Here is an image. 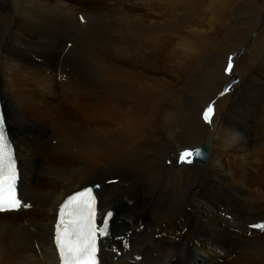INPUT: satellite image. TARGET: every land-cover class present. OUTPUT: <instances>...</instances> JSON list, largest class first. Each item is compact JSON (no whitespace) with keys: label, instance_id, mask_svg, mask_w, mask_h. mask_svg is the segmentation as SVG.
<instances>
[{"label":"bare ground","instance_id":"bare-ground-1","mask_svg":"<svg viewBox=\"0 0 264 264\" xmlns=\"http://www.w3.org/2000/svg\"><path fill=\"white\" fill-rule=\"evenodd\" d=\"M192 1L110 0L86 11L63 1L0 0V99L18 188L31 205L0 214V264H58L59 206L85 187L101 216L112 213L100 264H264V233L245 227L264 220V28L239 85L203 124L199 103L209 105L223 82L225 58L213 67L222 41L208 42L215 35L195 17L213 30L222 25L215 17L226 24L258 15L251 0L226 15L218 14L244 0H210L207 8ZM229 29L225 46L236 52L241 29ZM35 53L44 55L38 63ZM255 88L259 99L249 97ZM29 132L44 136L21 137ZM206 137L211 153L230 149L237 160L226 165L207 154L188 177L179 154Z\"/></svg>","mask_w":264,"mask_h":264},{"label":"snow or ice","instance_id":"snow-or-ice-1","mask_svg":"<svg viewBox=\"0 0 264 264\" xmlns=\"http://www.w3.org/2000/svg\"><path fill=\"white\" fill-rule=\"evenodd\" d=\"M232 69L233 60L229 57L225 75H230ZM230 87L228 85L221 95L226 94ZM213 116L214 107L210 103L204 110L202 119L205 123H211ZM202 156V149H186L179 154L177 163L190 165ZM17 180L14 148L6 133L5 118L0 115V213L16 212L31 206L18 195ZM95 187L98 188L99 185ZM96 200L94 189L89 187L68 196L59 206L53 242L61 264H98V240L109 234L112 213L104 215L98 224ZM250 227L264 231V225Z\"/></svg>","mask_w":264,"mask_h":264},{"label":"rangeland","instance_id":"rangeland-1","mask_svg":"<svg viewBox=\"0 0 264 264\" xmlns=\"http://www.w3.org/2000/svg\"><path fill=\"white\" fill-rule=\"evenodd\" d=\"M52 1H63L64 3H66V4H68V5H70L72 8H75V9H79V8H84V10L86 9V11H91V8H97V7H99V6H105V5H107V4H109L110 3V0H52ZM194 1V0H193ZM192 1V2H193ZM210 0H204V2H203V4H206V8H207V6H208V2H209ZM214 2H215V0H213ZM224 1H227V0H224ZM244 3H245V0L244 1H242V3H241V1H237V2H233V3H231V4H229V5H227V6H225L224 7V10L222 11V13H220V14H218V15H226V14H228V13H230L231 11H232V9H233V7H235V6H237L238 4V6H237V9H239V8H241L243 5H244ZM197 3L196 2H194V5H196ZM248 4V6L247 7H249L250 9H251V12H254L255 13V15L258 17V18H256V17H254V18H248V20H245L243 23L242 22H239V21H237V22H229V23H226V24H224L225 23V20L224 19H222V18H219V17H215V21H214V25L216 26V22L218 23V21H219V23H222V25H217L216 27H214V29L212 30V28H211V26L213 25H211V23H209V21L207 22V20H204V18L203 17H201V15H199V17H195V21H197V22H199V23H202V28L203 29H206L207 31H211V35H215V36H212V38H209L208 40V42H210L211 41V39H213V38H216L217 40H215V42H221L222 41V43H219V49H220V51L222 52V53H220V52H214V54H212V56H211V58H210V60L209 61H212L211 63H214V65H213V67L215 66V65H217L216 63L218 62V61H220V60H222V59H224L225 58V62L223 63L224 64V67H223V69H222V75H223V77H224V80H223V82L222 83H219V88H218V90L216 91V93H215V95H214V97H212V100L209 102V103H212L213 104V107H214V112H215V109H216V107L218 106V104H219V102H220V100H222L225 96H226V94L228 93V91H230L231 90V88H237V86L239 85V82L241 81V75H240V73L242 72V70H241V68H242V66L245 64V62L246 63H249L248 61H250L251 60V56L249 55V50H251V48H252V46H253V44H254V42H255V40H256V37H257V33H260V31H262V29L264 28L263 26H264V2L262 1V0H251L250 2H248L247 3ZM245 6V5H244ZM202 9H201V12H203L204 11V13L206 12L205 11V7H201ZM209 9V8H208ZM239 12H242V11H239ZM74 13H76V12H74ZM242 13H244V11L242 12ZM83 14V13H82ZM84 15V14H83ZM173 16V15H172ZM213 16V15H212ZM174 17V16H173ZM210 17H211V15H210ZM260 17V18H259ZM75 18V17H74ZM155 18H157V20H159V21H161L162 20V17H161V20L160 19H158V17H155ZM177 18V17H176ZM196 18H197V20H196ZM199 20H202V21H199ZM256 20H258V21H256ZM250 21L252 22V23H250ZM207 22V23H206ZM232 23V24H231ZM177 24V23H176ZM207 24V25H206ZM193 27L194 26H196V24L195 23H193V25H192ZM222 26V27H221ZM225 26V27H224ZM232 28L233 29V27H235V29L238 27V28H240L241 30H239V31H241L240 33H239V35H241L242 37L241 38H238L239 37V35L237 36V40H238V42H240V45H241V48H240V50H238V51H236V52H232L231 51V48H227L228 47V44L231 42V40L233 39V34L234 33H231V32H229V28ZM211 28V29H210ZM215 29L216 30H218V31H215ZM234 30V29H233ZM214 31H215V33L216 34H214ZM228 33V34H227ZM247 33H250L249 35H248V41H246L245 42V37H246V35H247ZM222 35V34H225L227 37L226 38H221L219 35ZM78 38H80V37H78ZM225 42H228V44L225 46ZM246 44V45H244V46H242V44ZM52 44V43H51ZM65 43H64V40H63V42H61V45H64ZM222 49H223V51H222ZM228 51V52H227ZM225 52H226V54H225ZM47 53V50H46V52H45V54ZM30 55H31V53H29ZM60 54H61V52L59 53V54H57V56H60ZM226 56H225V55ZM232 56V60H233V69H232V72H231V74L230 75H225V68L227 67V64H228V58L229 57H231ZM44 57V55L42 56V55H39L38 53H35L34 55H33V58H32V60L33 61H35V62H39V61H41L42 60V58ZM224 57V58H223ZM242 61V62H241ZM8 63H6V65H7ZM196 65V64H195ZM201 66V68H202V66L204 65V62L202 63V64H200ZM10 67V66H9ZM200 67H197L198 69L200 68ZM238 67V68H237ZM11 68V67H10ZM239 70V71H238ZM192 82H194L193 80H192ZM214 85H216L215 83H213ZM228 85H231V87H230V89L227 91V93L226 94H224V95H221V93L222 92H225V88L228 86ZM209 86V83H207V84H204V85H201V87L200 88H198V92L199 93H202L204 90H206V88ZM258 88H255L250 94V98H252V99H259L260 97H261V95L259 94L260 93V89H258ZM259 92V93H258ZM256 93V94H255ZM58 96H60V95H58ZM183 98H186V96H183ZM239 98V96L237 97V99ZM263 100H264V96H263V98H262ZM214 102V103H213ZM200 107L202 108L200 111H199V114H198V116H197V121L198 120H200V121H204L203 119H202V115H203V112H204V110L208 107V105H206L203 101H200ZM204 104H205V107H204ZM202 105V106H201ZM180 110H182V111H187V110H189L188 108H187V106H185V104H180ZM201 123H203V124H206L205 122H201ZM206 128V130H208L209 132H210V130H209V127H205ZM22 130L25 132V133H28L27 132V128L26 127H24V128H22ZM208 132V133H209ZM24 133V135H22L21 137L22 138H26V137H29V136H31V138H28V140L29 139H39V138H42L43 136H44V134L43 133H33V132H29L30 133V135H28V134H25ZM33 137V138H32ZM208 141V156H211L212 158H214L215 159V161L216 162H219L220 161V163L221 164H229V163H231V161H235V160H237L236 159V157L231 153V150L230 149H220V150H218V152L217 153H215V151L214 152H212L211 153V149H210V144H209V137H206L205 138V140L201 143V144H199V145H203L204 143H206ZM17 146H19V143H18V145ZM200 147V146H199ZM199 147H197L196 149H198ZM27 150H29V147H27ZM207 156V157H208ZM216 157V158H215ZM20 160V159H19ZM196 160V159H195ZM256 160V159H255ZM196 162H199V161H194V163H192V164H187V173H188V177L190 176H193L194 175V172H193V170H192V166L193 165H195V163ZM238 163L240 164V163H242V161H238ZM206 164V163H205ZM205 164H196V165H201V166H204ZM217 163H215V165H216ZM239 164H235L234 166L237 168V169H239L240 168V166L241 165H239ZM253 165H256V164H253ZM40 166V165H39ZM256 167H257V165H256ZM212 169H213V167H212ZM248 171H249V169H248ZM246 173H248L249 174V172H247V170H246ZM29 175L30 174H26L25 173V175H24V177H29ZM23 182H25V181H23ZM92 186V185H91ZM220 209L221 210H223V208H221L220 207ZM229 210V209H228ZM22 212V214L21 215H23L24 213H25V211H21ZM24 212V213H23ZM229 212V214H230V216L232 215V216H236V215H234L233 213H235L234 211H232L231 209H230V211H228ZM213 213H214V215H218V212L217 211H213ZM227 219V218H226ZM228 220V219H227ZM224 222L226 223V220H224ZM233 225H235V224H233ZM248 236H249V234H248ZM224 251V249H221V250H219L218 252L221 254L222 252ZM218 252H216L215 253V255L214 256H216V255H218L219 253ZM218 257V256H217Z\"/></svg>","mask_w":264,"mask_h":264},{"label":"water","instance_id":"water-1","mask_svg":"<svg viewBox=\"0 0 264 264\" xmlns=\"http://www.w3.org/2000/svg\"><path fill=\"white\" fill-rule=\"evenodd\" d=\"M207 147H208V143L206 142L199 148V149L203 150V156L198 158V159H196L197 161H199V162L204 161V158H205V156L208 153Z\"/></svg>","mask_w":264,"mask_h":264}]
</instances>
